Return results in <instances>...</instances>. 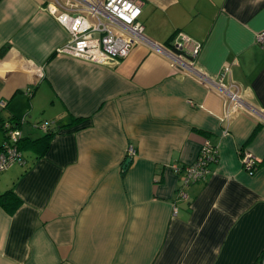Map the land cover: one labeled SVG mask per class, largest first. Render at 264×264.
I'll return each mask as SVG.
<instances>
[{
    "label": "crops",
    "instance_id": "obj_1",
    "mask_svg": "<svg viewBox=\"0 0 264 264\" xmlns=\"http://www.w3.org/2000/svg\"><path fill=\"white\" fill-rule=\"evenodd\" d=\"M141 1L145 39L166 50L180 33L199 42L195 67L235 85L243 106L147 44L113 65L58 54L69 36L47 10L53 0H0V147L3 123L20 120L24 139V163L0 173V195L15 196L0 202V264H259L264 255V0ZM206 141L218 160L185 187L182 168ZM244 151L258 160L252 174Z\"/></svg>",
    "mask_w": 264,
    "mask_h": 264
},
{
    "label": "built area",
    "instance_id": "obj_2",
    "mask_svg": "<svg viewBox=\"0 0 264 264\" xmlns=\"http://www.w3.org/2000/svg\"><path fill=\"white\" fill-rule=\"evenodd\" d=\"M47 5V10L59 24L65 28L69 40L57 50L58 54L70 56L100 65H113L128 57L136 44H147L159 53L164 54L172 67L190 75L204 86L217 88L228 104L243 106V101L235 87L222 86L210 80L196 67L194 59L199 54L201 44L187 38L184 34H177L170 50L161 49L150 44L144 37V25L141 21V0H66L65 7L60 8L59 0ZM256 42L264 44V32L256 35ZM260 120H264L261 116ZM42 130L48 131L49 123L41 125ZM5 140L0 147V173L13 165L24 163L23 155L18 143L21 139L19 129L12 124L4 123ZM200 152L193 164L182 168L183 186L204 181L209 172V166L216 163L217 150L206 141L200 146ZM129 159L135 156L133 147L127 148ZM247 151L241 152L242 169L248 174L254 173L258 167V160ZM176 172L181 171L177 165L172 166ZM180 198L187 196L183 189L178 191ZM176 212V209H175ZM264 253V252H262ZM259 264H264L262 255Z\"/></svg>",
    "mask_w": 264,
    "mask_h": 264
},
{
    "label": "trees",
    "instance_id": "obj_3",
    "mask_svg": "<svg viewBox=\"0 0 264 264\" xmlns=\"http://www.w3.org/2000/svg\"><path fill=\"white\" fill-rule=\"evenodd\" d=\"M4 51V50H3ZM1 54H3V53H1ZM17 123H11L10 122V124H12V127L14 128V129H19V126H20V124H21V121L20 120H15ZM4 124V123H3ZM3 124L1 125V128H2V130H3ZM3 132H4V130H3ZM48 137V135L45 137V138H47ZM23 138L21 137V139L19 140V143H18V146H19V149L21 150V148H22V142H23ZM6 196H11V198H15V196L13 195V192L12 191H7V192H5V193H3L2 195H0V202L2 201V199H4Z\"/></svg>",
    "mask_w": 264,
    "mask_h": 264
}]
</instances>
